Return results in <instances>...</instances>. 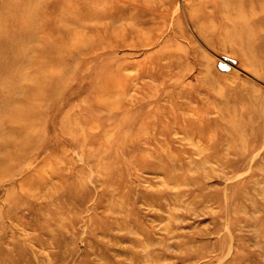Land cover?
I'll return each instance as SVG.
<instances>
[{
    "label": "rangeland",
    "instance_id": "1",
    "mask_svg": "<svg viewBox=\"0 0 264 264\" xmlns=\"http://www.w3.org/2000/svg\"><path fill=\"white\" fill-rule=\"evenodd\" d=\"M45 1L0 14V264H264V0H107L81 44Z\"/></svg>",
    "mask_w": 264,
    "mask_h": 264
},
{
    "label": "bare ground",
    "instance_id": "2",
    "mask_svg": "<svg viewBox=\"0 0 264 264\" xmlns=\"http://www.w3.org/2000/svg\"><path fill=\"white\" fill-rule=\"evenodd\" d=\"M71 1L72 0H65V6H63L64 3L58 4V8L54 6L56 8V15H63L64 13H66L67 15H73V17L69 19V23L72 24L73 29L67 30L68 27H62L58 32L60 33V35L65 36L66 34L68 37L70 36V38L73 39L77 44H81L86 40L94 38L109 39L107 37H103V34L109 31L113 32L112 36L117 34L115 27L121 21L122 17H117L114 15V13L111 12L110 8L112 7V5L107 8V5L110 4L107 0H79V2L74 1L72 3ZM109 1H111L114 5L116 4L115 6H117V4H120V0ZM48 3L49 2L45 0H0V14H4V11L7 8V13L12 16L11 19L25 14L23 16V22L27 27L33 28V24H35V22L37 21V17H40V13L38 14V12H40L43 7L48 9L47 7H50ZM121 3L122 5H124V7L120 9L122 12L129 13L133 8L132 3L130 2L122 1ZM78 5L82 7L79 10V13H77L76 10V7L80 8L78 7ZM100 5L103 9H98V6L100 7ZM82 12L84 13V15L81 14ZM74 26L79 29H77V31L74 30ZM35 27L33 28V30H35V35L36 33L37 35H39L38 32L41 31V29H37L39 26H37L36 28ZM24 32H15V36L17 38L13 37V40L10 41L12 44L14 43L15 48L19 47V41H21L19 39H23L24 41L28 39L25 43H30V41H32L29 39L31 37V35L29 34L31 33L28 34L26 30ZM89 34H91V36L88 37ZM227 114L228 112L222 116H228ZM249 172L250 171H248V173Z\"/></svg>",
    "mask_w": 264,
    "mask_h": 264
}]
</instances>
